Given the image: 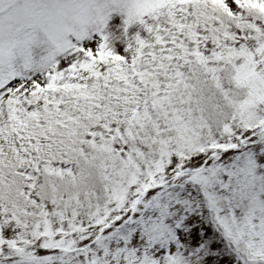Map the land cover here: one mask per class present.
<instances>
[{
	"label": "snow or ice",
	"instance_id": "6c2138e0",
	"mask_svg": "<svg viewBox=\"0 0 264 264\" xmlns=\"http://www.w3.org/2000/svg\"><path fill=\"white\" fill-rule=\"evenodd\" d=\"M0 264H264V0H0Z\"/></svg>",
	"mask_w": 264,
	"mask_h": 264
}]
</instances>
